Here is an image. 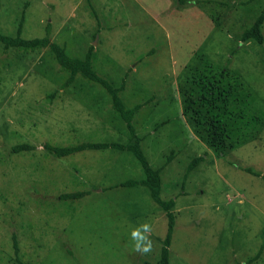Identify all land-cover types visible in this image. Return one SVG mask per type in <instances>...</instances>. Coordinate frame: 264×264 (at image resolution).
I'll return each instance as SVG.
<instances>
[{
  "label": "rangeland",
  "instance_id": "1",
  "mask_svg": "<svg viewBox=\"0 0 264 264\" xmlns=\"http://www.w3.org/2000/svg\"><path fill=\"white\" fill-rule=\"evenodd\" d=\"M263 2L0 0V33L14 36L24 11L22 38L49 29L75 58L92 46L96 72L124 81L127 108L141 105L136 135L161 169V198L174 201L170 264H264V180L242 170L264 175V41L239 39ZM200 56L237 72L263 117L253 139L221 154L182 114L181 87ZM67 77L47 50L0 44V264H17L13 237L26 264H156L165 214L144 188L118 186L143 177L136 160L114 150L56 158L43 148L131 141L108 96L79 77L62 87ZM18 144L35 149L12 153ZM196 157L203 160L187 172ZM75 192L88 194L59 199ZM144 222L153 227L148 254L130 239Z\"/></svg>",
  "mask_w": 264,
  "mask_h": 264
},
{
  "label": "trees",
  "instance_id": "2",
  "mask_svg": "<svg viewBox=\"0 0 264 264\" xmlns=\"http://www.w3.org/2000/svg\"><path fill=\"white\" fill-rule=\"evenodd\" d=\"M26 4L24 5V9ZM91 13L95 12L91 7ZM24 11L22 12L14 36L0 33V44L4 49H17L23 52H35L47 50L53 57L59 68L67 73L68 77L61 85L68 87L79 77L86 83L97 86L109 98L113 114L118 117L125 127L131 141L127 144L117 142H82L68 146H56L45 143L43 148L56 158H64L82 151L93 150H114L130 154L142 169L143 177L130 179L118 184L122 188L142 187L148 193L150 200L156 204L165 214L166 232L159 248L156 264H170L169 247L175 226V218L172 212L174 201L161 198V169L149 165L136 135L133 119L141 108L135 104L127 108L121 98L125 83L120 81L115 86L109 80L100 76L93 67V47L89 46L83 58L70 57L65 50L49 38V29L40 38L24 39L21 37ZM264 25V2L254 16L253 21L240 34V41H253L262 44ZM182 114L188 118L202 140L214 152L221 154L227 152L242 143L253 139L256 136L258 127L262 123V114L252 109L253 94L241 80L240 75L235 71L219 68L204 57H197L196 63L189 67L185 83L181 87ZM35 148L28 144H18L11 147L12 153L28 152ZM169 160V158H168ZM202 157L194 158L187 167L191 171ZM247 174L259 177L264 180V175L251 170L242 169ZM86 192H75L59 196L60 200H79L87 195ZM14 261L17 264L23 263L19 258L17 242L13 237ZM261 248L252 259L256 260L261 254Z\"/></svg>",
  "mask_w": 264,
  "mask_h": 264
},
{
  "label": "clouds",
  "instance_id": "3",
  "mask_svg": "<svg viewBox=\"0 0 264 264\" xmlns=\"http://www.w3.org/2000/svg\"><path fill=\"white\" fill-rule=\"evenodd\" d=\"M153 234V227L150 223L144 222L133 228L130 232V239L133 242L134 250L142 254L152 251L153 242L150 239Z\"/></svg>",
  "mask_w": 264,
  "mask_h": 264
}]
</instances>
